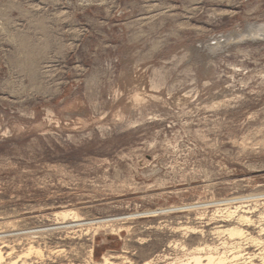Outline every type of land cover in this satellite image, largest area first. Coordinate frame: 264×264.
<instances>
[{
  "label": "rangeland",
  "instance_id": "374dc122",
  "mask_svg": "<svg viewBox=\"0 0 264 264\" xmlns=\"http://www.w3.org/2000/svg\"><path fill=\"white\" fill-rule=\"evenodd\" d=\"M260 26L264 0H0V264H259L232 256L264 255V198L225 201L264 195Z\"/></svg>",
  "mask_w": 264,
  "mask_h": 264
},
{
  "label": "bare ground",
  "instance_id": "6f19581e",
  "mask_svg": "<svg viewBox=\"0 0 264 264\" xmlns=\"http://www.w3.org/2000/svg\"><path fill=\"white\" fill-rule=\"evenodd\" d=\"M239 36V35H238ZM258 36H262L263 38H264V26H260V27H252V28H249L248 30H247V32H246V36L245 37H240L238 40H236V42H240V41H245V40H248V39H252V40H254V39H256ZM224 38V37H223ZM260 39V38H259ZM229 40V39H228ZM215 42V41H214ZM212 43V42H211ZM226 43V42H225ZM208 44V43H207ZM210 44V43H209ZM205 45V44H204ZM219 41H216L214 44H212L211 45V47H209L210 49L208 50L209 52H212V53H214L215 52V50H217L218 51V49H219ZM206 47V46H205ZM214 51V52H213ZM154 52V51H153ZM216 53V52H215ZM189 56V55H188ZM223 96V95H222ZM257 198H264V195H261V196H257V197H249V198H242V199H232L231 201H225V202H229V203H231V202H235V201H245V200H253V199H257ZM223 202V201H222ZM221 202V203H222ZM227 204V203H226ZM220 205V204H219ZM225 205V204H224ZM248 205V204H247ZM246 205V206H247ZM198 206V205H197ZM216 206V205H215ZM221 206V205H220ZM249 206V205H248ZM196 207V206H195ZM209 207V206H208ZM213 207V206H212ZM238 208V207H237ZM245 208V207H244ZM243 208V209H244ZM172 209V208H171ZM180 210V209H179ZM179 210H177V211H179ZM225 210V209H224ZM172 210H157L156 212H147V213H144L143 215H153L154 216V214H156V213H168V212H171ZM176 211V212H177ZM63 212V211H62ZM65 212V211H64ZM69 212V211H68ZM174 212V211H173ZM226 213V212H225ZM58 215H55V216H57V217H59V218H61V219H63V220H67L68 219V217H70L71 219H72V221L70 222V224H67L66 225V229H71V226H72V224H74L75 226L74 227H83V226H91L92 224H94V222H85L84 224L82 223L83 222V220H80L78 217H77V215L75 214V213H73L72 214V212H71V214H69V213H57ZM140 215V214H139ZM142 215V214H141ZM165 215V214H164ZM134 215H130V216H128L129 218H130V220H131V217H133ZM157 216V215H156ZM260 219L262 220V222H264L263 220H264V213L263 214H260ZM126 218H127V216H125ZM69 218V219H70ZM121 218H123V217H121ZM68 219V220H69ZM117 219H119V218H117ZM117 219H112L111 221L109 220H102V221H100V223H98V224H102L101 225V227L100 228H102V227H105V225H103V224H106V223H109V222H116L117 221ZM77 220H80V221H77ZM120 220V219H119ZM123 220H125V218L123 219ZM226 220V219H225ZM122 221V220H121ZM127 221V220H126ZM238 223H241L242 225L244 224L245 226H255V224H256V221H253L252 220V218L251 217H248V216H244V215H242V216H240L239 218H238V221H237ZM261 222V221H260ZM258 223V222H257ZM63 224H64V222H63ZM96 224V223H95ZM62 227H65V226H62ZM99 228V227H98ZM221 228V227H220ZM260 228V227H259ZM103 229V228H102ZM111 228H109V230H110ZM121 230V229H120ZM122 231V230H121ZM109 232V231H108ZM111 232H114L113 230H111ZM119 232V231H118ZM228 234H229V236L232 238V241L233 240H238L239 238H241L242 236H243V234H244V232H243V230H240V229H238V228H231V229H228L227 231H226ZM259 233L260 234H262V235H264V227H262L261 229H260V231H259ZM111 234V233H110ZM0 238H2V237H0ZM7 237H5V239H6ZM3 239V238H2ZM247 241H248V244H258V246L259 245H261V243L257 240V239H255L254 237H250V236H248V238L246 239ZM239 244V243H238ZM238 244H235L236 245V248H238V249H240L239 248V245ZM235 245H234V247H235ZM233 247V246H232ZM222 249H224V248H222ZM235 249V248H234ZM237 249V250H238ZM1 250V249H0ZM204 250V249H203ZM207 250V249H206ZM215 250H216V248H215ZM233 250V249H232ZM34 251V247H32V246H30V247H28V249H27V253H31V252H33ZM219 251V250H218ZM262 251H264V250H261V252ZM210 252H213V251H209L208 253H210ZM215 252V251H214ZM242 251H237L235 254H233V256H232V260L233 261H235L236 262V260H241V259H243V257L244 256H247L246 257V261L247 260H249L251 263L253 262V260H258L259 259V261H258V263L259 264H264V255H262V254H250V253H248V254H245V255H241L240 253H241ZM203 253V252H202ZM217 253V252H216ZM260 253V252H259ZM220 254V253H219ZM9 255V254H8ZM204 255V254H203ZM20 257V256H19ZM4 259V258H3ZM2 259V254H1V251H0V262L3 260ZM24 259V258H23ZM106 259H109V258H106ZM103 260V262H102V264H108V260ZM189 261V260H188ZM225 261V258L221 255V256H214V255H212L211 253L210 254H207V255H205V257H202V256H195V257H193L191 260H190V262H186V263H177V264H213L214 262H217V263H223ZM227 261V260H226ZM2 263V262H1ZM12 263V262H11ZM149 263V262H148ZM230 263V262H229ZM109 264H111V261H110V263ZM231 264V263H230Z\"/></svg>",
  "mask_w": 264,
  "mask_h": 264
},
{
  "label": "built area",
  "instance_id": "2783aa9c",
  "mask_svg": "<svg viewBox=\"0 0 264 264\" xmlns=\"http://www.w3.org/2000/svg\"><path fill=\"white\" fill-rule=\"evenodd\" d=\"M61 226H63V225H61ZM64 229H66V228H63V229H59V230H64ZM49 232V231H54V230H48V229H44V230H40V231H35V232H33V233H35V234H38V233H41V232ZM19 234V233H18Z\"/></svg>",
  "mask_w": 264,
  "mask_h": 264
},
{
  "label": "water",
  "instance_id": "95a60500",
  "mask_svg": "<svg viewBox=\"0 0 264 264\" xmlns=\"http://www.w3.org/2000/svg\"><path fill=\"white\" fill-rule=\"evenodd\" d=\"M248 40H252V39H248ZM253 41V40H252Z\"/></svg>",
  "mask_w": 264,
  "mask_h": 264
}]
</instances>
